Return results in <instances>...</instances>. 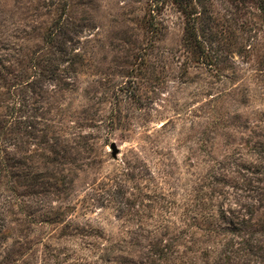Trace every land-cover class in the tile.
<instances>
[{"label":"rangeland","instance_id":"rangeland-1","mask_svg":"<svg viewBox=\"0 0 264 264\" xmlns=\"http://www.w3.org/2000/svg\"><path fill=\"white\" fill-rule=\"evenodd\" d=\"M149 1L0 0V264H264V14Z\"/></svg>","mask_w":264,"mask_h":264},{"label":"trees","instance_id":"trees-1","mask_svg":"<svg viewBox=\"0 0 264 264\" xmlns=\"http://www.w3.org/2000/svg\"><path fill=\"white\" fill-rule=\"evenodd\" d=\"M214 2H224L230 8L238 11L240 15L244 14L241 11L246 9L249 3H252L264 14V0H150L148 25L152 30H155L157 27L156 15L166 5H172L184 19L185 46L193 55L204 60L206 56L204 54V43L199 38L198 33L199 31L203 32L207 30L209 24L212 23V7Z\"/></svg>","mask_w":264,"mask_h":264}]
</instances>
